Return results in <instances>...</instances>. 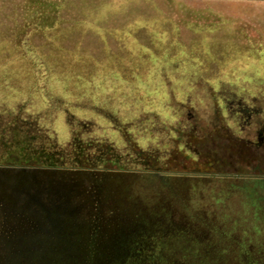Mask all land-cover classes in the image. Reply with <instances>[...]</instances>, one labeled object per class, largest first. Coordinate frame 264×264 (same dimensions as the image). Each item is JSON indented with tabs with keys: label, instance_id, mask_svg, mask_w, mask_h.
<instances>
[{
	"label": "rangeland",
	"instance_id": "1",
	"mask_svg": "<svg viewBox=\"0 0 264 264\" xmlns=\"http://www.w3.org/2000/svg\"><path fill=\"white\" fill-rule=\"evenodd\" d=\"M42 9L30 1L0 6V114L7 120L22 109L23 116L40 118L61 146L71 141L70 123H92L83 139L106 151L113 146L121 160L0 166V264L6 252L10 264H210L202 252H217L225 264L239 263L242 255L257 264V250L228 234L264 219L251 211L257 194L249 179L203 176L204 159L177 145L170 129L180 117L175 101L187 102L199 78L264 97V41L249 34H264V21L245 29L241 13L184 9L178 24L157 10L162 18L153 20L156 28L139 37L134 51L116 48L106 32L103 43L97 38L94 58L82 46L86 31L64 28L55 10L44 15ZM196 101L203 111L205 103ZM128 143L153 173L123 163ZM243 147L237 171L260 164L264 173V153ZM196 221L192 230L210 239L201 250L185 233Z\"/></svg>",
	"mask_w": 264,
	"mask_h": 264
},
{
	"label": "flooded vegetation",
	"instance_id": "2",
	"mask_svg": "<svg viewBox=\"0 0 264 264\" xmlns=\"http://www.w3.org/2000/svg\"><path fill=\"white\" fill-rule=\"evenodd\" d=\"M195 82V85L191 83L189 91L191 96H187V102L175 101L179 110L178 115L184 118L179 117L170 129L177 139V145L181 141L180 145L194 159H204L208 170L203 176L213 177L212 174H218L221 178L264 181L260 164L254 166L251 172L243 174L235 167L239 158L237 153L243 146L244 151L245 149L252 151L253 155L264 153L263 95L249 97L245 93H239L240 87H236L237 85L227 87L223 81L220 83L217 81L215 85L210 80L199 78ZM253 88L259 92L263 86ZM247 90L243 89L246 92ZM196 100L205 103L203 111L198 109L199 101ZM23 114L24 111L19 109L17 115L7 120L2 117V113L0 114V166L58 168L81 166L83 159L92 162V158H95L103 163L111 156L116 162L118 159L121 160L113 146H108L109 150L106 151L101 144H93L90 140L83 139V134L91 132L89 125L92 123L81 121L70 123L68 133L70 132L72 136L71 141L61 146L57 142V136L51 137V131L44 123L43 126L39 125L42 121L40 118L32 120ZM71 118L72 116L69 117ZM199 126L202 129L196 133L194 129H198ZM52 133L56 135L54 130ZM191 133L194 135L187 139ZM186 135L187 138L184 139L183 136ZM128 144L130 149L131 145ZM130 150L123 163L127 166L140 163L144 171L152 172L148 163L142 159V155L139 153L135 155L134 151ZM259 156L264 158V155ZM156 171L154 174L158 175L160 171Z\"/></svg>",
	"mask_w": 264,
	"mask_h": 264
},
{
	"label": "crops",
	"instance_id": "3",
	"mask_svg": "<svg viewBox=\"0 0 264 264\" xmlns=\"http://www.w3.org/2000/svg\"><path fill=\"white\" fill-rule=\"evenodd\" d=\"M27 1L32 2L35 7L42 6L46 14L47 10H55L64 28L86 31L82 34V46L94 58L100 53L98 39L100 42L104 41L106 32L109 36L113 35L116 48L122 44L128 53L134 51L142 43L139 37L156 28L157 24L153 20L162 18L159 12L177 23L180 14L187 12L184 9H193V13H241L243 24L240 26L245 29L247 24H252L255 20L257 23L264 21V0H0V6H20V3ZM154 5L156 13L152 15ZM126 29H129V34H126ZM262 33L260 30L256 33L249 32L250 36H261L264 41ZM88 40L92 42L91 45ZM188 43L185 42V45ZM106 46L113 49L111 41Z\"/></svg>",
	"mask_w": 264,
	"mask_h": 264
},
{
	"label": "trees",
	"instance_id": "4",
	"mask_svg": "<svg viewBox=\"0 0 264 264\" xmlns=\"http://www.w3.org/2000/svg\"><path fill=\"white\" fill-rule=\"evenodd\" d=\"M40 11L42 13H44V15L46 14L44 12V9H42ZM205 173H207V172H205ZM212 176L213 177H219L218 174H212ZM245 180H247V179H245ZM249 182H251V184ZM247 183H248V187L254 188L255 192L257 194V197L254 199L257 202L254 206H251V211L255 212V213L257 212L258 215H264V194L262 195V193L264 192V181H261V180L260 181H254V180L249 179V180H247ZM162 211L165 214L168 212L165 208ZM199 220L204 222L203 220H205V219L201 218ZM205 221H209V220H205ZM212 222L216 223L217 225H218V223H220V221H212ZM212 222H211V224H213ZM220 224L225 226L224 223H220ZM244 224H246V223H244ZM193 226H194V228L197 226V221H196V223L191 222L190 224H188V226H187L188 228L186 227L185 229H189V230H187V232H185V233L190 238H193V240L197 243V247H199V249L201 250L200 246H204V244L208 243L210 241V239H208V237H207V235H208L207 232H203V233L194 232L192 230ZM172 229H174V228H172ZM247 230H249V231L252 230V231H250L252 233L248 234L246 232H249V231H243L239 235H232L231 232H229L228 234H230L229 236L231 238H233L231 240L235 244H236V241L238 240L239 242H242L243 246L247 247L248 249L257 250L258 255H259L258 260H257V264H264V235L259 234L260 232H264V219L255 218V220H253V222L251 223V227ZM182 231H186V230H182ZM239 231H241V230H239ZM224 245H227V244H224ZM202 255H204L206 260H208V261L211 260L210 264H225L221 260V256L217 252L216 253L211 252L210 255L206 252H202ZM201 264H203V263H201ZM228 264H248V262L245 259V257L242 255L241 259L239 260V263L230 262Z\"/></svg>",
	"mask_w": 264,
	"mask_h": 264
},
{
	"label": "water",
	"instance_id": "5",
	"mask_svg": "<svg viewBox=\"0 0 264 264\" xmlns=\"http://www.w3.org/2000/svg\"><path fill=\"white\" fill-rule=\"evenodd\" d=\"M3 256H2V263L3 264H10L9 263V260H8V257H9V259H10V254L9 253H4V254H2ZM11 263H12V259H11Z\"/></svg>",
	"mask_w": 264,
	"mask_h": 264
}]
</instances>
